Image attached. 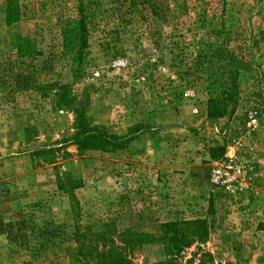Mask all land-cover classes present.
I'll return each instance as SVG.
<instances>
[{
  "label": "rangeland",
  "instance_id": "rangeland-1",
  "mask_svg": "<svg viewBox=\"0 0 264 264\" xmlns=\"http://www.w3.org/2000/svg\"><path fill=\"white\" fill-rule=\"evenodd\" d=\"M156 1L0 0V264H157L196 219L176 264H264V0Z\"/></svg>",
  "mask_w": 264,
  "mask_h": 264
},
{
  "label": "trees",
  "instance_id": "trees-1",
  "mask_svg": "<svg viewBox=\"0 0 264 264\" xmlns=\"http://www.w3.org/2000/svg\"><path fill=\"white\" fill-rule=\"evenodd\" d=\"M136 0H130V2L134 3ZM150 6L152 12L154 14H158L159 7L156 4V0H143ZM156 1V2H155ZM26 41V45L20 44V55L21 56H31L34 54L33 45L28 41ZM58 93H56L58 100L57 104L59 107H69L71 104L72 98L70 97L69 87L67 85H58L57 86ZM220 103H216L215 100H209L208 105V117H221L224 113V107L220 106ZM76 111V120H77V133L74 136V140L76 144L81 150L85 149H98L96 147H104L105 145H110L114 147H118V145H122L125 142L121 141V137L110 135L107 132L103 131H95L93 128H89L85 117L82 113ZM187 224L192 225L190 229L184 230L175 222H167L162 225V231L159 236V239L164 244L165 253L168 256V259L165 261L158 262L157 264H176V257L179 256L184 247H187L191 244V241L194 239L203 241L207 237V228L205 226V222L199 219L192 220L187 222ZM102 235L97 234L96 241H101ZM112 243V241H111ZM95 245H98L95 244ZM92 248V252L90 257L95 259L93 264H128L129 261L121 250H118L116 247L110 248L108 251H99L96 246H90L88 249ZM84 254L85 261L83 264H91L87 258V253L84 251L81 252ZM90 259V258H88ZM204 264V261L200 262Z\"/></svg>",
  "mask_w": 264,
  "mask_h": 264
}]
</instances>
